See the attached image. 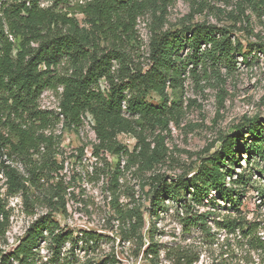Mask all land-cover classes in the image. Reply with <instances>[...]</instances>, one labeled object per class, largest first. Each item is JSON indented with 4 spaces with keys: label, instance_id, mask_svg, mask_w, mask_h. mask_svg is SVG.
<instances>
[{
    "label": "rangeland",
    "instance_id": "1",
    "mask_svg": "<svg viewBox=\"0 0 264 264\" xmlns=\"http://www.w3.org/2000/svg\"><path fill=\"white\" fill-rule=\"evenodd\" d=\"M160 14L161 11H156L157 16ZM77 17L85 24L83 14ZM197 22L228 29L232 39L242 43L243 52L251 51L249 63L238 52L230 65H223L220 70L204 72L199 66L194 73L190 72L193 66L190 65L183 85L177 90L168 89L169 105L173 100L177 102L174 116H168L167 128L146 119L137 126L140 137L120 133L117 140L124 146V152L128 151L126 154L95 152L99 140L90 113L86 114L79 131L65 126V118L60 114L58 123L50 130L59 136L57 159L63 168L54 171L49 182L42 179L43 185L30 188V197L36 203L30 201L26 206L21 193L7 194L6 178L0 177V198L9 213L6 234H0V259L15 249L40 215L51 211L58 223L54 228L56 233L71 230L77 237L81 231H94L99 235L89 247L82 242L73 246L67 241L60 254V264H112L113 257L117 259L115 264H149L146 250L151 242L157 245L160 264H264V195L261 192L264 163L248 154L245 148L253 141L264 149V52L257 47L264 43V0H170L163 24L152 10L146 11L138 17L134 38H126L124 43L135 62L147 67L153 28L162 25L163 29H181L186 23ZM182 52L191 51L185 48ZM100 85L108 91L109 83L105 79ZM58 95L55 91L44 92L42 107L60 112ZM147 99L155 104L163 102L154 92L148 93ZM255 121L263 126L262 142L253 139ZM223 140L229 141L240 158V163H231L225 171L243 173V181L247 182L239 188L238 210L214 189L209 199L201 203L187 198L163 200L153 205V188L147 183L152 175L165 174L170 181L186 173L191 176L205 162L209 163L221 149ZM144 143L150 150L158 145L164 152L162 160L150 169L140 166L139 154L128 158L135 148L137 154ZM34 158L39 159V154ZM10 163L23 174L27 171L19 159ZM117 166L121 170L118 181L113 180ZM58 181H62L60 186ZM58 191L65 195L66 212L53 210L43 201ZM113 198L123 208L131 209L125 224L118 218ZM186 202L191 206L186 208ZM208 212L207 227L195 226L187 220L189 215ZM139 213L145 224L134 229L139 224ZM229 218L241 219L244 231L238 228L230 232L222 227L221 221ZM250 223L253 226L249 229ZM124 228L129 229L126 234ZM45 235L47 239L41 240L35 249V264L53 257L49 232Z\"/></svg>",
    "mask_w": 264,
    "mask_h": 264
},
{
    "label": "trees",
    "instance_id": "2",
    "mask_svg": "<svg viewBox=\"0 0 264 264\" xmlns=\"http://www.w3.org/2000/svg\"><path fill=\"white\" fill-rule=\"evenodd\" d=\"M169 2L0 0V173L6 178L7 194L21 193L24 205L28 206L30 201L34 204L36 201L30 197V188H39L43 185L42 179L49 182L54 177L51 174L63 168L57 159L59 136L50 130L58 123L60 114L65 118V126L79 131L86 114L90 113L99 140L95 152L108 150L121 154L124 146L117 140L120 133L140 137L137 126L146 119L167 128L168 116H174L173 108L177 102L173 100L169 105L168 89L177 90L183 85L190 65H193L190 72L194 73L199 66L204 72L220 70L223 65L229 66L238 52L244 62L249 63L251 51L243 52L242 43L234 41L228 29L197 22L186 23L181 29H163L162 25L153 28L147 67L137 64L124 40L134 38L138 17L146 11L152 10L163 24ZM158 10L161 11L159 16L156 15ZM77 14L84 15L85 24ZM257 47L264 52V43ZM185 48L191 52L183 53ZM103 79L109 83L108 91L101 89ZM60 87L62 92H59ZM46 91L59 94L60 112L42 107V95ZM150 92L158 94L163 102L149 101L147 95ZM253 125V139L262 142V124L255 121ZM223 141L209 163L205 162L191 176L186 173L170 181L165 174L152 175L147 183L153 188V205L157 206L163 200L187 198L201 203L209 199L214 189L238 210L241 204L239 188L247 182L243 181V173L225 171L231 163H240V158L229 141ZM162 145L165 146L164 137ZM146 146L144 143L137 154L135 148L128 158L139 154L140 166L150 169L162 160L164 152L158 145L152 150ZM245 148L248 154L264 163L261 145L252 141ZM35 154H39V159L34 158ZM18 159L27 166V174L8 162ZM120 172L117 166L113 180L118 181ZM61 182L58 181L57 186ZM1 189L0 186V192ZM261 192L264 195V190ZM43 201L53 210L67 211L65 195L59 191L46 196ZM188 205L186 202V208ZM113 206L125 224L131 209L123 208L116 198H113ZM208 215L209 212L196 213L189 215L187 220L195 226L207 227ZM8 219L9 213L0 198V234L3 236ZM137 219L139 224L134 225V229L145 224L142 214L139 213ZM56 226L58 223L52 218L51 211L40 215L15 249L1 256L0 264H35V249L41 240L47 239L45 232H49L54 248L53 257L42 264H60V254L67 241L73 246L82 242L89 247L99 238L94 231H81L77 237L71 230L56 233ZM221 226L230 232H236L238 228L244 231L239 218L225 219ZM252 226L250 223L249 229ZM128 230L124 228L123 232L126 234ZM156 246L151 242L146 250L149 264H160ZM110 260L112 264L117 262L114 257Z\"/></svg>",
    "mask_w": 264,
    "mask_h": 264
},
{
    "label": "built area",
    "instance_id": "3",
    "mask_svg": "<svg viewBox=\"0 0 264 264\" xmlns=\"http://www.w3.org/2000/svg\"><path fill=\"white\" fill-rule=\"evenodd\" d=\"M59 89H60V92H62V90H63L62 87H60ZM58 109L61 110L60 107H58ZM8 162H10V161H8ZM13 165H14V164H13ZM14 166H15V165H14ZM0 177H1V178L4 177L3 173H0Z\"/></svg>",
    "mask_w": 264,
    "mask_h": 264
}]
</instances>
